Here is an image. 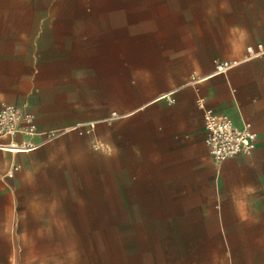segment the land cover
I'll use <instances>...</instances> for the list:
<instances>
[{"label": "crops", "instance_id": "obj_1", "mask_svg": "<svg viewBox=\"0 0 264 264\" xmlns=\"http://www.w3.org/2000/svg\"><path fill=\"white\" fill-rule=\"evenodd\" d=\"M196 1L193 24L160 35L162 61L144 62L134 69L130 97L135 103L128 113H124L128 105L122 71L116 69L111 79L93 78L100 72L95 67L108 63L109 50L117 67L118 23L108 32L107 22L93 16V11H80L78 16L52 11L53 20L35 30L1 33L0 109L13 106L33 114L36 133L44 134L77 124L75 91H99L98 96L106 100L94 110L102 115L95 136L104 156L123 160L127 139L147 138L149 160L160 166L175 191L210 195L206 209L227 211L224 216L234 221H264V56L244 60L248 47H264V0ZM110 33L116 41L108 46ZM217 61L237 65L226 74L215 75ZM191 78L198 80L196 85L189 84ZM198 99L236 128L249 124L256 135L255 150L214 164L204 145ZM111 113L121 118L104 122ZM120 120L124 121L116 123ZM75 140L68 134L35 151H0V178L12 166L21 175L37 171L38 167L33 169L35 159L49 151L58 158L66 144L74 161ZM129 147L140 154V142ZM199 200L193 197L191 202ZM236 252L219 264H241ZM63 253L70 255L61 250L55 254L20 251V257H59ZM244 254L243 264H264V247Z\"/></svg>", "mask_w": 264, "mask_h": 264}, {"label": "rangeland", "instance_id": "obj_2", "mask_svg": "<svg viewBox=\"0 0 264 264\" xmlns=\"http://www.w3.org/2000/svg\"><path fill=\"white\" fill-rule=\"evenodd\" d=\"M196 4V0H0V34L35 30L53 20L52 11L65 16L93 11L107 22L108 32L118 23L117 67L109 50L108 63L95 67L100 72L93 78L111 79L116 69L122 71L128 113L135 103L130 97L134 69L162 61L160 35L193 24ZM106 38L108 46L116 41L111 33ZM75 93L76 125L83 127L69 134L76 138L74 161L66 144L58 158L49 151L35 159L37 171L21 175L17 169L11 177L7 171L0 178V264H219L229 260L232 251L243 264L245 250L264 247V239L260 241L264 221H234L224 216L227 211L206 209L210 195L175 191L160 166L149 160L147 138L127 139L123 160L104 156L95 136L102 115L94 110L106 99L98 96L99 91ZM137 142L139 155L129 147ZM193 197L199 202H191ZM59 250L68 251L69 257L64 253L20 257V251Z\"/></svg>", "mask_w": 264, "mask_h": 264}, {"label": "built area", "instance_id": "obj_3", "mask_svg": "<svg viewBox=\"0 0 264 264\" xmlns=\"http://www.w3.org/2000/svg\"><path fill=\"white\" fill-rule=\"evenodd\" d=\"M245 61L261 58L264 56V47L256 45L248 47L245 51ZM237 62L217 61L214 65L213 74L223 75L233 69ZM197 79L191 78L190 85H196ZM197 108L201 111L204 129V145L214 164L242 155H250L256 147V135L252 132L249 124L242 128H236L223 115H217L207 108L203 101H196ZM116 113H111L104 122H112L120 119ZM83 125L67 127L57 131L44 134H37L35 130L34 115L13 106H2L0 109V151L9 153V149H14L20 153H27L45 147L55 140L77 131ZM85 128V127H84ZM93 128V126H90ZM86 133H89L88 131ZM21 141H17V138ZM37 138L38 141L32 140ZM14 147V148H10ZM16 154V153H10ZM17 171V167L12 166L7 176Z\"/></svg>", "mask_w": 264, "mask_h": 264}]
</instances>
